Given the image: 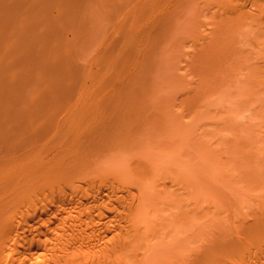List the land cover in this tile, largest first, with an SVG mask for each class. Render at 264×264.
Segmentation results:
<instances>
[{"label":"bare ground","instance_id":"1","mask_svg":"<svg viewBox=\"0 0 264 264\" xmlns=\"http://www.w3.org/2000/svg\"><path fill=\"white\" fill-rule=\"evenodd\" d=\"M216 2L222 10L219 9L220 22L206 49L197 52L201 57L195 60L198 54L194 55L192 64L200 58L202 62L212 58L217 63L223 54L233 55L228 38H264V0ZM47 44H41L36 58L43 47L48 53ZM50 46L52 55L58 46L54 43ZM39 57L41 62L43 57V61L48 58L46 63L55 60L54 55L50 59L48 55ZM196 66H201L200 62ZM224 68L219 66L213 76L229 72ZM136 70L120 86L110 87L99 101L83 96L70 99L61 94L58 84H51L47 96L37 99L32 94L26 101H18L12 95L17 86L12 79L15 75L0 79V91L5 85L6 98H13L0 102V264H264V189L258 191L261 198L256 195L262 199L257 200L256 209L248 210L250 213L243 210L244 214L240 207L235 209L237 203V206L246 203L241 192L249 184L246 182L251 181V187L253 180L256 190L263 187L258 172H263L260 167L264 162L263 165L258 161L254 165L239 162L238 165L244 166L230 168V180L224 174L221 176L224 179H220L219 175L218 181L214 182L217 180L214 178L211 185L205 176L209 172L212 179L211 172H216L211 169L213 157H208L209 152L213 154L208 150L210 146L212 149V138L203 134L212 133L209 125H205L212 123L211 110L206 109L209 106H198L192 101L193 104H187L189 101L179 98L174 103L141 101L137 92L143 85L133 76ZM219 74L213 81L214 84L217 81L216 85L201 80L206 87L215 86L217 95L221 90L218 86L225 84ZM253 74L254 71L248 82L257 85L260 79L256 74L254 79ZM244 79L242 83H247V77L246 82ZM230 83L237 84L234 80ZM234 84L231 86L235 87ZM247 84L244 88L256 91L252 93L264 90L262 84L258 90L256 85ZM252 86L256 89H251ZM203 126L208 131H203ZM182 128L192 132L187 135L188 131L183 133ZM199 129L203 132L197 131L198 134L207 140L200 141L206 144L204 147V143L199 144L190 135H197L195 130ZM185 134L188 142L182 138ZM177 141L179 144L174 145L177 149L171 144V150L170 142ZM184 142L199 144L203 149ZM187 147L191 153L196 152V159L192 157L194 153L184 154ZM202 161L207 162L204 166L211 165L205 167L206 171L200 167ZM234 169L238 173L242 170L239 175L247 180H240V184L244 183L243 188L242 184L238 186L241 194L230 192L234 185L237 188L239 181L235 180L240 179ZM197 170L204 171L203 179ZM219 179L227 183L233 180L229 186L226 184L228 189L233 184L230 193L221 188L222 182L216 191L229 196L236 192L237 196H231L235 201L217 194L213 185ZM249 186L248 192L256 191ZM248 192L244 191L245 197ZM227 199L231 203L225 202Z\"/></svg>","mask_w":264,"mask_h":264},{"label":"rangeland","instance_id":"2","mask_svg":"<svg viewBox=\"0 0 264 264\" xmlns=\"http://www.w3.org/2000/svg\"><path fill=\"white\" fill-rule=\"evenodd\" d=\"M216 1L0 0V79H7L10 75H15L12 79H14L17 86L13 90L12 95H16L18 101H26L27 97L32 94L37 99L45 96L51 84H58L61 87V94L69 96L70 99L75 100L83 96L86 99L99 101L105 98L110 87L116 84L117 87L120 86L137 69L133 76L137 80H140L143 85L137 92L138 98L141 101L155 103L156 100H165L164 102L167 100L170 103L179 98L180 101H189L186 102L187 104L192 101L196 105L198 104V106L204 104H207V107L209 106L206 109L211 110L209 112L213 118L210 113L209 116L212 119V123H210V119V124L205 123V125H207L206 127L209 125V130L212 129L210 131L212 133H209L212 136H209V131L205 126H203L205 127L203 131L206 129L208 132H204L203 134L207 133L206 135H208L209 139L210 137L212 138V144L208 141L212 145V149L210 144H208L210 146L208 150L213 151V154L211 156V152H209L208 157H213L212 163L214 167L212 166L211 169H216L217 173L211 169L208 170L213 171H210L213 176L216 174L217 176L213 177L210 175L212 178L210 179L208 170L207 175L202 173L204 172L203 170L206 171L205 167L210 165L204 166L207 162L204 163L203 161V166L197 165L196 162V166L203 168L202 172L198 168L200 169L197 170L199 171L198 175L200 174L201 179L204 178H202L204 175H206L205 179L208 176V180H211V185L214 178L217 179L213 180L214 182L218 181L219 175L220 179H224L221 176L225 175V178L230 180L228 178L230 177L229 174H231V172L229 173L231 171L230 168H243L245 165L244 161L251 162L252 165L257 161L260 164L262 161L264 162V93H261L262 95L259 94L264 91H260L262 83L259 85L260 81L263 80L262 88L264 87V38H228L227 42L232 48L233 55H228L229 53L223 54L217 63L212 58L209 61L207 60L208 62L204 59L203 62L205 63H203L200 61V58L197 63L200 62L201 66H196L195 60L200 56L198 53H201V49L202 51L206 49L205 45L211 40L210 36L218 22H220L218 20L221 18L220 12L222 10L218 8V2ZM44 41L49 43L47 44L49 46L48 49L46 46L48 53L45 54V47H43V51L40 53V55H46L45 58H47V55L48 57H53L54 55L55 59V52L58 48L57 53L59 56L58 58L56 56L54 62L46 63L45 61L48 58L43 61L44 57L41 62L40 58L42 56L39 57L40 55L37 56L40 60L36 58V52L39 53L41 51L39 49L41 44H46L43 43ZM53 43L54 46L57 44L58 47L56 50H53L55 52L52 51V55H49L52 50L50 49L49 51V48L53 47L50 44ZM37 47L39 50L36 49ZM196 54L198 56H196V59L194 57V62L192 60L193 64H196L194 68L190 61ZM219 66L225 67L229 72L221 73L220 69L221 74H215L216 76L219 74L221 80L224 79V86H226L225 88L224 86L219 87L217 85L221 89L217 95L216 89L213 88L215 86L206 87L204 86V82L202 85L201 80L204 78L203 80L206 84L208 82L211 84L216 77L213 76V73L217 72ZM253 71V75L255 76L256 74L260 79L257 78L259 80V83L256 81L257 85L251 81V84L248 82L249 75ZM246 77L249 84L242 83ZM236 78H240L241 81L239 82L241 83L237 82ZM253 78L256 79V76ZM210 80L212 81L210 82ZM232 80L239 84L233 83L235 87L231 86L233 84H229V82H232ZM133 83L134 77L130 84L131 87ZM215 83L217 84V81ZM245 84L250 86L252 84L256 85L257 89L254 86L251 89L258 90L260 88V90L257 91V94H255V90H252L255 93H252L250 90L249 92L244 88ZM247 85L245 86L246 88L248 87ZM6 94L7 89L4 85L3 90L0 91V102L13 100L11 97L6 98ZM256 95H258L257 99ZM187 114L189 115V112ZM187 118L184 120L189 123L190 119ZM201 121L205 122V119ZM202 124L204 123L200 125ZM210 125L212 126L210 127ZM196 127L198 128V126ZM199 128L201 127L199 126ZM200 130L195 131L200 132ZM162 131L164 132V130ZM182 131L185 133L186 130L182 128ZM190 132L192 130L188 131L187 135ZM198 132L199 139L195 137L197 136L195 133L194 136L192 133L190 134L194 139L189 137L192 140H198L199 144H203L207 140L204 139V135L202 139V134L200 135ZM166 134H169V132ZM169 135L171 136V132ZM185 135L184 137H182L183 135L180 136L186 138L187 141V135L186 137ZM181 137L179 138L182 139ZM201 139L205 141L201 143ZM174 140L176 141V139ZM190 143L192 144L193 142ZM190 143L188 144L190 145ZM171 144L174 146L178 145L179 142L176 144L170 142L169 147ZM196 145L193 148H197L198 146ZM204 145L206 146L204 143L202 147ZM200 148L198 149L200 150ZM189 149L191 150V148H188L187 151L183 149L184 154H186L185 152L188 154L190 152ZM178 150L180 152L181 148L179 149L178 147ZM201 151L204 153L203 150ZM193 153H191L193 156L190 155L192 157L195 155L196 157V152L193 151ZM190 155L188 154V156ZM195 157L193 159H196ZM204 157L206 158V156ZM203 158H199V160H203ZM208 159L207 161H209ZM210 160L212 161V159ZM239 162H243L244 165H238ZM259 163H256L257 166ZM246 167H250L249 164ZM260 168L263 172H258L259 180L262 181L261 185L263 184L264 187V165ZM232 171L235 173L236 170ZM237 173L236 171L235 174ZM239 173H242V170ZM239 173V180H235L236 178L232 177L236 182L239 181L236 183L237 188L234 189L235 185L233 186L232 184L231 187L233 186V189H230L231 187L229 189L231 190L230 192L235 190L240 194L243 191L242 195L246 203L240 206H237V203L235 208V204L233 205L232 202V208L234 211V208L240 207V210L250 213L253 209H256L257 200L258 202L262 200L258 196L256 197V195H259V189L263 191L264 188L258 185L260 188L256 190L257 186H254L252 180L256 191L253 190L251 191L252 193L248 192L250 190L246 188L251 183L249 180L250 182H246V184H249L245 186L244 190L240 189V192L238 186L246 178L242 179V174L239 175ZM238 176L235 177L238 178ZM220 179L219 182L215 183L217 184V188L215 184L213 185L215 191L220 186L218 184L223 183L222 185H224L225 183L224 186L221 185V188L224 187L223 190H227L226 184L229 186L233 182L232 179L228 183L225 180L222 182ZM259 180L257 184L258 182L260 183ZM254 181L256 183L255 179ZM243 184L241 185L242 188L244 187ZM253 186L251 185V187ZM244 191L248 192L249 195L245 197L247 193L245 194ZM216 192L217 194L220 193L219 191ZM235 193H231L230 196L223 195V192L220 194L230 198L232 194L237 196ZM234 196L231 197L233 198L232 200H234ZM261 196L262 194L259 195L260 198ZM236 198L239 199L240 197ZM225 202L228 203L230 200H225ZM202 205L204 206V204ZM239 209L238 211H240ZM248 210L251 211L248 212ZM241 214H244V211ZM217 226L219 227V224ZM218 227L215 226L217 231L219 230ZM215 228H213L214 231Z\"/></svg>","mask_w":264,"mask_h":264}]
</instances>
